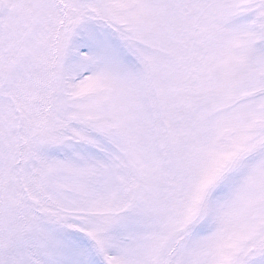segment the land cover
Wrapping results in <instances>:
<instances>
[{"label":"snow or ice","instance_id":"6c2138e0","mask_svg":"<svg viewBox=\"0 0 264 264\" xmlns=\"http://www.w3.org/2000/svg\"><path fill=\"white\" fill-rule=\"evenodd\" d=\"M0 264H264V0H0Z\"/></svg>","mask_w":264,"mask_h":264}]
</instances>
